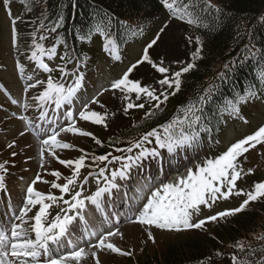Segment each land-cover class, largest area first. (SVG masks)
I'll use <instances>...</instances> for the list:
<instances>
[{"label": "snow or ice", "instance_id": "6c2138e0", "mask_svg": "<svg viewBox=\"0 0 264 264\" xmlns=\"http://www.w3.org/2000/svg\"><path fill=\"white\" fill-rule=\"evenodd\" d=\"M161 3L169 11L172 18L185 21L190 25L196 22L188 13L187 5L184 8H178L176 7L177 0H161ZM8 4L9 0H4L6 13L10 17L11 42L15 48L18 39L16 29L17 19L11 17ZM60 20H63L62 16ZM59 26L60 23L58 22L56 27ZM166 27L167 25L164 26V28ZM164 28L160 29V33L164 31ZM51 31H56V28H52ZM93 32L105 38L104 49L105 51H109V45L113 44V41L109 38L108 33L105 32L104 26L102 24H96L89 31L88 38L91 37ZM160 33L144 48L142 57L136 63L132 64L121 78L111 83V90H119L121 93H125L123 97L125 100L128 99L127 94L135 93L137 100L143 94L149 100L157 101L155 104V109L157 110L160 109L161 104L168 100V93L161 91L158 96L151 86H142L139 81H133L129 76L139 64L145 61L152 64V67L157 72L161 74L168 73V68L158 66L149 59L148 50L160 39ZM45 39L46 37L43 35L39 37L40 41ZM32 41L33 51L31 52L30 59L36 62L37 66L43 71L51 72L52 69L43 62L42 58L47 55L51 59L56 54V48L45 49L37 41L35 33L32 34ZM199 43V38H197V44ZM199 53L200 48L197 47L196 51L192 54L193 63H188L186 66L181 67L179 71L172 74L171 78L165 76L164 79L159 80L158 83L161 88L163 89L164 86L168 88L174 87L175 90L171 95H175L180 90L181 76L194 68V61L200 58ZM116 58L118 59L119 57ZM61 59L63 60L65 57H61ZM17 67L20 68V65L17 64ZM59 71L62 77L68 75L64 68H60ZM260 78L264 80V73H261ZM82 79V75L76 77L74 83L66 87L63 83L54 82L51 76H49L44 90L38 96H34L33 99L42 108L47 104H54L55 108L59 109L62 105L73 102L81 86ZM39 83L43 82L37 81L36 83L27 85L24 89L25 92L28 91V88H34ZM212 91L213 87L210 86L205 90L203 95L197 97L195 102L190 101L188 105L178 109V113H182V116L177 115L169 123L162 126L163 136H161L157 129H152L141 136L140 139L129 141L130 146L127 149H117L118 151L126 153H132L133 149H139L140 151L135 155L117 156L113 157L112 160H109L111 153L99 156L93 155V164L97 162L104 163L107 161L108 163H112L113 161H117L120 163V167L111 171L110 178L105 175V168L101 167L97 175L103 178L104 187L99 186L100 179L98 178L96 180L97 189L89 196L83 194V185L87 183L88 177H83L82 180L80 177L81 169L86 167L85 159L88 154L84 153L77 159H60L57 155L58 149H71L74 146L63 142L58 137L63 132L91 137L98 145L101 144V141L93 136L92 133L76 126L72 111L65 113L68 126L61 127L58 130L45 128L42 124L33 126L31 120L25 116H20L19 119L25 123L26 128L37 138L40 145V167L42 169L45 168V157L47 155L57 160L65 168H70L71 174L63 177L64 183H57L56 181L60 180L62 176L60 171L53 170L49 173L55 178L51 182L42 180L41 175L37 173L35 179L26 189V195L23 200V206L19 209V215L10 218L8 224L0 223V264H89V262L91 264H101L99 258L101 252H111L120 256H131L132 252L130 250L124 251L111 241L112 237H122V233L119 227L112 226V221L107 215L103 216V220L95 229H89L83 215L86 202L94 205L96 210L103 214V197L106 193L111 195L112 189L118 187L115 183L117 178L121 180L127 179L130 169L137 166L142 159L149 156H158L159 152L157 149L166 148L168 153L172 154L177 148H183L185 145L191 146L196 142L199 139V133L207 130L201 123V115L198 114L203 111L199 105L206 102ZM255 96V91L248 90L245 95H238L235 101H227L221 111L222 113L226 112L229 116L244 119L240 116L239 105ZM12 102L14 104L16 103L15 100ZM91 103L96 104L98 101L93 98ZM27 106V104L24 105L25 108ZM134 107L144 108V104L134 105L133 103H128L124 108L125 114H127L129 109ZM153 115H155V112L149 111L145 114V118ZM46 117L47 111L45 110L40 112L38 119L44 122L46 121ZM78 117L80 121L91 122L95 125L103 124L107 127L105 124L106 114L90 110L87 104L82 106ZM245 123H247L246 120ZM20 134L24 135L23 132ZM149 138L155 139L156 148L149 150L143 147L145 142H149ZM261 144H264V125H261L253 133L231 143L225 151L215 158L206 159L202 165H197L195 169H187L184 176L178 177L172 183H162L160 187L151 189L149 182L142 189H138V192H140L138 200H144L145 193H148L146 195V202L142 204V207L137 208L136 215L128 217V222L138 223L141 226L146 225L148 228L154 227L161 231L178 233L189 229H202L209 222H216L218 219L230 217L243 211L250 202L264 198V181L254 183L248 191L237 188V181L241 179L242 174L247 175L252 173V169L249 168L245 171L240 166V158L249 152L250 149H254L257 145ZM8 147L11 148L13 145L9 144ZM6 163L7 161L0 163V172L7 171L5 168ZM89 175H92V173L90 172ZM3 181L4 176L0 175V189L3 188ZM37 182L50 183L51 188L59 190L61 195L57 197L51 193L45 194L35 190L34 185ZM65 195H69L70 199H65ZM233 195L238 197L244 196L246 198L236 208L226 209L215 215L194 221V217L200 215L202 206L211 209L213 204L218 200H228ZM61 201L63 205H67L66 208L61 207L60 209L63 215L57 213L56 216L49 219V209L53 204H59ZM37 206L38 210L35 211V214L28 217V213ZM71 213H75V215ZM25 217H28V219H25ZM77 217L85 225L83 235L75 240L69 239L66 250L61 252L62 240L67 236L69 226ZM12 219L20 223L12 222ZM29 221H32V223L29 224ZM24 225L29 226L24 227ZM147 238L155 242L151 231H148ZM261 238L264 239V237ZM53 245H55V248L52 247ZM237 247L240 251H243L242 246L237 245ZM231 259L232 264H242L236 256H232ZM261 264H264V261Z\"/></svg>", "mask_w": 264, "mask_h": 264}, {"label": "rangeland", "instance_id": "374dc122", "mask_svg": "<svg viewBox=\"0 0 264 264\" xmlns=\"http://www.w3.org/2000/svg\"><path fill=\"white\" fill-rule=\"evenodd\" d=\"M8 8L10 9L11 17H15L17 9L16 5L9 3ZM0 9V48L2 49V56L7 57L9 55V43L12 46V42L10 33L8 31L10 17L6 13L4 1L1 3ZM161 18L162 16L157 15L155 17V20L159 21L161 20ZM161 23L162 22H160V24ZM186 31L187 30L179 24H169L164 29L163 34L160 36V41L156 49L153 51L154 57H156L155 54L160 52V54H163L162 56L167 61H170L171 58L174 62L177 63L185 60L189 55H191L193 51H195L196 47L195 42L187 34ZM148 39L149 35L142 36L137 43H145ZM93 48L95 49L93 52V66L96 69L97 77L92 79L91 84H84L81 87L80 91L77 94V97L74 99V101L76 102V108L74 109L73 113L76 125L84 122L80 121L78 117L79 111L82 109V106L84 104H87L88 107L93 106L94 108H96L95 111L101 114H106L105 124L107 125V127H105L103 124L95 125L91 122L81 127L82 130L92 132L93 136H95L97 139L102 140L104 138V135L99 130H97L99 129L98 127H102L106 131L107 135L109 134V130L110 132H114V130L117 128L125 129V125L122 124V121L121 123H115L112 122L110 118V113L115 112L117 109L114 106L115 104L107 105L105 103L103 104V107H101L102 102L100 101V97L104 94L102 90L109 84L110 78L115 75V73L126 72L132 64L137 62V60L141 56L142 49L140 47H137L136 44L130 45L124 50V52L119 54V60L114 61L111 58H108L110 57V53L105 52L97 45H93ZM10 54H13V52H11ZM103 54L107 55L108 57H103L102 59H100V56ZM17 56L22 58V60L24 58V56L21 54ZM9 71H11L13 76H0V78L5 81L3 86H5L9 90L4 91L3 89H1L0 99L2 100L3 97L10 95V98L5 101L4 106L7 107L12 104L17 107V111L13 106H10V110L14 113H6L4 114V117L0 118V151L4 152L5 154L7 151L8 154H10L11 150L14 148L13 145L11 149L6 150L7 146L10 143L16 142L17 139L23 137V135H21L20 133L25 131L24 127L26 126L25 123L19 119L20 116H25L29 120H32L33 126H35L36 124H42V126L44 125L45 128H48L49 123L52 121L55 115L53 126L52 128L48 129L58 130L59 128L68 125L65 113L63 114L64 121L62 123L58 122L59 114L65 112L71 107L70 105H65L64 109L59 108L53 112V110H50L46 107L41 108L40 106H37V109L33 110V106H36V103L33 99L34 96L31 95V91L27 94H22L23 87L41 80H34V78H32L30 81H21L20 88L17 92L14 90V86H16V82H18V80H16L15 82L14 74L11 68H9ZM6 80L12 81L13 84L9 83ZM96 81H98V83H96ZM28 89L32 90L33 88ZM42 91L43 90H40L38 91V93L40 94V92ZM93 98H95L98 103L92 104L91 100ZM13 100L16 101L15 104L12 102ZM25 104L28 105L26 108L24 107ZM110 106L112 107L109 109L108 107ZM239 108L240 116H242L244 119H240V117H232L226 114L222 125L216 131L214 136H210L208 139L204 140V143L199 144L194 150H192L191 148L190 150H187L185 147L176 149V151L172 153V164L170 163L171 154H169L168 152L161 155L162 158L159 159V164L152 156L142 159L143 164L141 165L140 170L142 173L145 172L147 176L146 178H141V184L139 185V188L142 189L146 184H149V182L151 189L160 187L162 183L174 182L178 177L184 176L187 169H195L197 165H202L206 159L215 158L223 151H225L231 143L242 139L243 137L253 133L261 125H264V93H256L255 97L249 98L247 102L240 104ZM45 110L47 111V117L46 121L42 122L38 119V117L40 115V112ZM0 112L3 113L2 106H0ZM245 120L247 121V123H245ZM230 127L231 129H233V132L232 130H230ZM62 138H67L68 142L74 147L71 149H58L57 155L60 159H64L69 153H72L69 154L68 157L69 159H75L72 156L78 154L77 144H79L83 148L85 147V145L81 142L82 138L79 141H76V137L73 136V134L63 132L60 134L58 139ZM102 142H104V140L101 141V143ZM97 146L98 144L95 143L94 147L96 148ZM16 154H18L17 151L15 152V155ZM32 154L35 156L36 162L40 167L39 148L37 150L34 149L32 151ZM15 155L12 154V157H15ZM45 159V168H39V174L41 175L42 180H48L49 182L54 181L55 178L53 176L47 178L45 177L46 174H49L53 170L60 171L62 176L69 175L68 172L58 164L57 160L52 159L47 155ZM240 161V166L245 171H247V169L249 168L252 169V173L247 175L242 174L241 179L237 181V188L248 191L252 188L254 183L264 180V144L257 145L256 148L250 149L249 152H247L243 157L240 158ZM173 164L175 165L176 169L174 168ZM155 177L158 178L155 179ZM18 179L23 180V182L18 181ZM82 179L83 177H81V180ZM10 182L14 186L15 190L13 191L21 193L22 196L21 200L16 201L15 203H0V223L3 224H8L10 218H14V216L19 215V209L23 206L26 189L31 183L28 174L22 173L20 171L15 172V174L10 179ZM56 182L64 183L65 181L63 177H61V179ZM96 185V180H92L88 177L87 183L83 185V194L85 196H89ZM47 189L48 186L46 185V183L40 182L36 190L46 194L51 193L52 195H55L57 197L61 195L59 190L57 189L51 188L50 192H46ZM147 194L148 193L146 192L144 200H138V197L140 195V192H138L136 193V201L131 200V202H126V211L124 212L123 217L136 215L137 208L142 207V204L146 202ZM67 197L70 198L69 195H67ZM123 197L126 199V194H124ZM245 198L246 197L244 196L238 197L233 195L228 200H218L215 204H213L211 209L204 208L202 206L200 215L198 217H194V221L197 219H203L209 215L216 214L226 209L235 208L240 205V203ZM59 204H53L49 209V212H57L60 209ZM252 205L253 202H251L248 206L250 207ZM63 208H66V206ZM37 210L38 206L28 213V217L33 216L35 214V211ZM104 215H107L112 221V217L115 215V211L103 212V214L101 212H96V217L100 219L93 224V229H95L100 224V222L103 220ZM28 217H25V219H28ZM226 218L221 220L218 219V221L216 222H209L202 229H189L182 233L161 231L154 227L148 228V226L146 225L141 226L138 223L126 224L128 227L122 231V237H112L111 241L124 251L130 250L132 252V255L128 258H131L133 262H135V259L138 258L139 264H141L143 258L145 257L144 255H147L153 251H161V246H164L167 243L176 244L186 240H190L195 236H200L204 233L210 232V229L213 227V225H217L219 227L226 226L228 223V220L225 221ZM12 222L20 223L19 221H16L14 219H12ZM24 227L28 226L24 225ZM83 229L84 227L81 225L80 221H76L75 219L70 225V233L67 235V237L75 240L83 235ZM148 231L152 232L155 238V242L148 240ZM68 240L62 241V247L60 248V251L62 248L67 247ZM53 248H55V245L53 246ZM99 258L101 264H123L121 262L125 257L115 255V253L111 252H101L99 254ZM9 259H11V257H9ZM89 264H91V262H89Z\"/></svg>", "mask_w": 264, "mask_h": 264}, {"label": "trees", "instance_id": "16d2710c", "mask_svg": "<svg viewBox=\"0 0 264 264\" xmlns=\"http://www.w3.org/2000/svg\"><path fill=\"white\" fill-rule=\"evenodd\" d=\"M37 1L44 4L49 24L56 26L59 22L63 40L72 46H76L74 35L89 32L96 21L136 20L160 8L154 0ZM194 1L201 8L196 10H199V22L195 20V23L189 24L188 31L196 40V47L200 48V58L194 61V68L181 76L180 90L168 97L163 111L132 128L134 134L144 132L157 123L161 126L171 121L178 115V109L190 101L195 102L212 86L211 95L199 105L203 111L198 113L207 129L201 131L199 137L206 136V133L209 136L222 124L225 112L221 110L227 101H235L238 95L242 96L241 92L264 88V80L260 78L264 73V0ZM125 126L124 131L128 132L130 128ZM128 137L129 134L118 132L113 140L123 141ZM95 154H103V150ZM227 220L224 227L213 225L210 232L181 243L161 246V251L144 255L141 264H203L204 259L209 258L219 246L244 236L250 239L251 234L264 226V198L227 217ZM128 257L121 263L139 264L138 258L133 262Z\"/></svg>", "mask_w": 264, "mask_h": 264}]
</instances>
